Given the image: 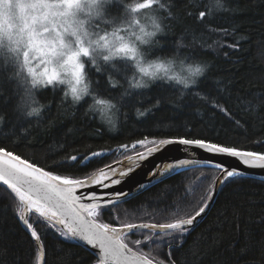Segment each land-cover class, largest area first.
<instances>
[{
  "label": "trees",
  "instance_id": "obj_1",
  "mask_svg": "<svg viewBox=\"0 0 264 264\" xmlns=\"http://www.w3.org/2000/svg\"><path fill=\"white\" fill-rule=\"evenodd\" d=\"M207 5L208 0H171L170 11L175 18L165 14L167 34L159 38L163 46L150 53H170L176 41L183 39L190 45L183 50L186 54L210 65L207 74L183 100L176 99L172 87L156 84L142 93L141 100L127 102L118 129L110 131L91 114H85L87 101L76 108L61 106L60 93L45 90L40 93V99L49 102L50 107L43 119L28 120L16 112V90L7 76L0 74L4 91L0 110L5 114L0 141L10 148L14 144V150L21 156L46 170L51 168L56 174L75 178H83L113 163L119 154L108 152L94 157L86 166L58 163L67 155L114 150L121 143L131 144L145 135L183 136L188 128L191 129L188 138L264 151V144L255 143L264 140V0H225L231 11L215 12L211 19L205 18L216 29H232L235 25L234 32L228 35L209 31L197 21L196 14L206 10ZM114 11H119V6ZM188 12L193 15H187ZM237 42V48L227 47ZM92 76L102 92L112 94L106 74L93 72ZM213 89L221 90L220 102L233 119L194 94ZM157 98L161 104L154 107ZM137 109L146 110V115L138 116ZM133 153L134 150L129 154ZM218 173L215 167L206 166L177 172L140 194L105 208L103 220L113 224L148 221L153 217L157 221L171 220L175 216L165 213L177 206L181 213L194 212L200 196ZM15 208L14 196L0 185V264H37L34 241L18 221ZM32 219L38 220L37 231L44 241L43 264H95L96 257L87 249L64 240L38 216L33 215ZM142 247L148 251L147 245ZM151 253L167 259L168 248L153 246ZM173 259L176 264H264V181L241 176L235 183L220 186L205 217L181 247L173 248Z\"/></svg>",
  "mask_w": 264,
  "mask_h": 264
},
{
  "label": "clouds",
  "instance_id": "obj_2",
  "mask_svg": "<svg viewBox=\"0 0 264 264\" xmlns=\"http://www.w3.org/2000/svg\"><path fill=\"white\" fill-rule=\"evenodd\" d=\"M171 0H0V74L16 90L15 110L43 119L49 102L40 93H60V105L87 101L91 114L110 131L118 129L128 101L156 84L172 87L183 100L208 72L206 62L186 54L178 39L170 53L150 55L167 34ZM119 6V11L114 9ZM213 13L225 0H208ZM127 70H124V69ZM106 74L112 94L92 73ZM138 116L146 110H136Z\"/></svg>",
  "mask_w": 264,
  "mask_h": 264
},
{
  "label": "snow or ice",
  "instance_id": "obj_3",
  "mask_svg": "<svg viewBox=\"0 0 264 264\" xmlns=\"http://www.w3.org/2000/svg\"><path fill=\"white\" fill-rule=\"evenodd\" d=\"M223 11L231 10L225 6ZM212 14L211 8L207 5L206 10H201L196 14V19L203 23L209 31L224 35L234 32L235 25L232 29H216L206 23L205 18L211 19ZM187 15L192 16L193 13L188 12ZM168 17L175 18L171 11H169ZM208 47H212V45ZM227 47L235 49L238 47V42L227 44ZM224 55L227 57L228 53L225 52ZM208 66L210 68L209 64ZM215 83L219 84V81ZM220 91V89H213L206 93L196 91L194 94L206 103L210 102L213 109H218L229 119H233L228 108L220 102ZM3 95V81L0 80V96ZM160 104L161 99L157 98L153 106L159 107ZM139 111L140 109H137L138 113ZM4 122L5 114L0 110V129L3 128ZM235 123L242 126L239 120H235ZM190 134L191 129L188 128L185 135L174 138H149L145 135L142 139L132 141L131 144L121 143L114 150L91 151L86 155L83 153L70 154L62 161H58L60 164L80 163L86 166L94 157L106 155L108 152L119 154L113 163L106 164L104 168L83 178L56 174L51 168L46 170L37 162L26 156H21L14 150V144L10 148L6 143L0 141V185L6 186V189L10 190L14 196L16 216L35 242L41 264L44 241L37 231L38 220L34 221L33 215L45 221L64 240L82 243L95 249L96 251L93 253L97 257L95 264H176L173 259V248H179L185 243L187 236L195 227L197 219H202L209 209L217 189L226 182L235 183L236 178L243 175L239 169L216 163L215 169L219 170L220 175L215 177L204 190L194 212L181 213L177 206L170 213L167 211L165 213L166 216L169 214L175 216V219L171 220L157 221L153 217L148 221L141 219L140 222L117 224L104 222L103 210L126 200L131 193L124 192L122 189L118 190L113 193L116 197L115 200L108 196H97L95 192L81 193L88 188L108 189L121 185L137 168L142 166V162L150 155L162 152L165 147L170 145L195 147L212 155L237 158L241 164L248 168L264 169V151L248 150L235 145L227 146L204 138H188ZM255 143L264 144V140H256ZM138 145L139 148H137ZM133 150L134 154H129ZM190 163L192 161L188 159H181L178 164H167L163 168L151 172V176L170 174L177 167H186ZM139 187L144 188L145 186L140 184ZM115 219L119 221V217H115ZM133 236L140 238L133 240ZM142 245H147L148 251ZM153 246L167 247V259L153 255L151 253Z\"/></svg>",
  "mask_w": 264,
  "mask_h": 264
},
{
  "label": "water",
  "instance_id": "obj_4",
  "mask_svg": "<svg viewBox=\"0 0 264 264\" xmlns=\"http://www.w3.org/2000/svg\"><path fill=\"white\" fill-rule=\"evenodd\" d=\"M134 154V153H133ZM181 159H188L192 161L189 165L186 167H177L174 171H171L170 174H166L163 176H157L152 177L151 172L157 171L159 168H163L167 164H178L179 160ZM216 163H221L226 165L230 168H237L239 169L243 175L242 176H248L253 177L256 179H260L264 181V169L259 168H248L241 164L237 158L228 157L226 155H212L210 153H207L204 150L195 148V147H189V146H182V145H170L164 148L162 152H157L155 154H152L142 162V166L137 168L136 171L127 179L125 180L121 185L115 186L113 188H88L82 191L81 194L87 193L91 194L92 192H95L97 196H108L111 197L113 200L116 199V197L113 195L114 192L118 190H123L124 192H130L131 195L127 197L126 200L140 194L150 186L166 179L167 177L180 172L185 169L194 168V167H215ZM104 168V167H102ZM97 171V170H96ZM220 175V172L218 173ZM217 175V176H218ZM216 176V177H217ZM143 184L145 187L140 188L139 185ZM6 187V186H5ZM220 188V187H219ZM217 189L216 193L214 194L213 201L210 204L209 209L207 210L206 214L210 210L216 196L218 193ZM125 201V200H123ZM205 214V215H206ZM203 216V218L205 217ZM202 218V219H203ZM200 218L197 219L195 222V226L202 220ZM24 230L27 232L26 228L22 223H20ZM28 233V232H27ZM29 234V233H28ZM77 243V242H75ZM35 244V242H34ZM80 246L87 249L92 254L96 251L95 249H91L90 246L83 245L82 243H77ZM36 247V246H35ZM37 254H38V249ZM95 256V255H94ZM96 257V256H95ZM97 259V257H96ZM37 264H41V261L39 259V255L37 258ZM43 264V262H42Z\"/></svg>",
  "mask_w": 264,
  "mask_h": 264
}]
</instances>
